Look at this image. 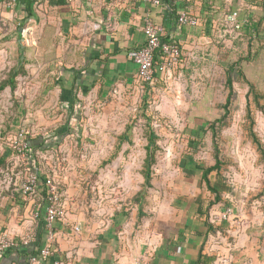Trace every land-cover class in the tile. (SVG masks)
Returning <instances> with one entry per match:
<instances>
[{"label":"rangeland","instance_id":"1","mask_svg":"<svg viewBox=\"0 0 264 264\" xmlns=\"http://www.w3.org/2000/svg\"><path fill=\"white\" fill-rule=\"evenodd\" d=\"M12 7L0 3V81L20 65L25 71L16 77L14 90L7 86L0 92V159L4 160L0 195L8 192L27 200L23 184L31 165L13 146L20 143V132L46 135L65 120L55 100L61 44L52 22L40 16L22 17L11 12ZM223 30L214 39L207 37L206 48L194 61L182 58L172 69L171 80L153 83V93L142 88L112 90L100 102L86 100L80 136L69 134L58 146L37 151L42 174L54 175L61 191L78 192L84 214L99 220L136 209L138 192L144 196L145 216L153 212V217H164L171 204L191 202L200 194L206 215L214 207H231L251 224V231L264 235V162L249 135L247 118L248 96L252 129L264 148V28L249 32L241 27L225 34ZM237 61L253 90L249 92L248 83L233 68L232 103L222 124L215 122L214 145L209 123L223 115L226 71ZM144 114L151 117L158 144L151 166L152 188L145 187L142 174L147 144ZM215 152L221 164L210 181L218 189V201L202 181L197 184L200 174L193 170L194 163L214 164Z\"/></svg>","mask_w":264,"mask_h":264},{"label":"crops","instance_id":"2","mask_svg":"<svg viewBox=\"0 0 264 264\" xmlns=\"http://www.w3.org/2000/svg\"><path fill=\"white\" fill-rule=\"evenodd\" d=\"M26 2L18 0L11 5V12L15 10L29 19L33 16L48 19L60 38L55 100L57 108L66 116L56 130L65 126L71 112L72 92L81 101L76 107L81 115L86 100L100 102L112 95V90L121 93L122 90L142 88L153 93V83L171 80V75L168 78L158 68L155 69V82L141 83L136 78L137 65L132 55L146 43L145 19L163 26L161 40L180 46L186 63L198 58L203 53L201 49L206 48L207 37L214 39L217 32L220 36L222 27L224 34L231 30L235 32L234 24H239V29L242 27L245 31H253V26L264 28V0H197L189 3L161 0L157 5L140 0ZM0 3L9 5L6 0H0ZM181 9L196 17L199 23L195 26L178 24ZM234 12L233 20L227 21ZM95 23H100L96 29L93 28ZM230 27L232 29L226 30ZM72 84L73 91L70 89ZM81 121L78 115L70 120L69 126L78 128ZM212 172L208 174L209 180ZM198 173L197 184L201 186V172ZM152 180L153 172L150 186H153ZM202 184L206 186L205 182ZM12 194L0 195V236L7 233L20 243L22 238L35 232L30 246L32 250H38L46 242L44 216L34 219L33 213L42 198L37 195L23 200ZM62 199L67 215L54 222L52 254L40 264H197L199 258L211 259L201 264H225L223 259L230 260L228 264H264V235L251 231V224L241 217L224 222L213 231L208 230L203 199L201 213L194 199L185 204H171L164 217H153V212L145 216L141 199L136 209L129 212L123 209L105 220L86 216L85 204L73 188L62 190ZM75 226H79V230H75ZM25 249L18 244L10 250L0 251V264L23 260Z\"/></svg>","mask_w":264,"mask_h":264},{"label":"built area","instance_id":"3","mask_svg":"<svg viewBox=\"0 0 264 264\" xmlns=\"http://www.w3.org/2000/svg\"><path fill=\"white\" fill-rule=\"evenodd\" d=\"M9 5L15 4L18 0H6ZM32 3L37 4L41 1L47 0H30ZM69 2L75 0H67ZM92 2H106L108 0H88ZM135 1V0H130ZM145 3L151 4H160L161 0H140ZM174 2H195L197 0H173ZM236 16V13L228 16L227 21L233 20ZM178 24L181 25H197L198 19L188 13L185 9H181L178 12L177 17ZM100 23H95L93 28H98ZM236 29L240 28L239 24H234L233 26ZM144 35L146 37V43L144 46L140 47L134 51L132 59L137 65V75L136 78L141 83H149L153 80L155 82L154 72L158 68L160 72H164L167 76L171 74L172 69L174 70L181 64L182 53L180 46L169 43L161 40V37L164 32V28L161 25L151 22L149 19H145V24L143 27ZM159 52V61L155 63V53ZM20 137V143L14 145V149L20 154L23 159H27V135L24 136L23 132L17 134ZM16 139L14 140V142ZM40 151V150H39ZM37 156V152H36ZM39 174L42 172L39 169V166L36 168H30L27 172L25 182L23 184V194L24 197L34 198L37 195L41 196V202L36 205L35 211L33 213V218L37 219L39 216L43 215L44 218V228L46 231V242L43 247L38 249L35 254L29 256L27 260L13 262L12 264H40V262L48 258L52 254L51 244L54 239V229L53 224L57 220H62L67 215V208L65 202L62 199V191L59 186V182L55 179L54 175H46L43 181V190L39 191ZM206 221L213 226H220L224 222H230L235 220L238 217L234 213L233 208L231 207H220L212 208L208 211L205 216ZM236 219V220H237ZM75 230H79V226H75ZM35 239V232L25 236L20 240V243H17L11 236L7 233L0 236V251H7L18 244L28 245ZM223 263H229L230 260L223 259ZM143 264V263H142Z\"/></svg>","mask_w":264,"mask_h":264},{"label":"trees","instance_id":"4","mask_svg":"<svg viewBox=\"0 0 264 264\" xmlns=\"http://www.w3.org/2000/svg\"><path fill=\"white\" fill-rule=\"evenodd\" d=\"M29 4L30 0H26ZM253 31H255L258 27L257 26H253ZM251 32V31H249ZM166 42V41H165ZM155 63H157L159 61V52L157 51L155 53ZM238 68V71H239V75L248 83L249 87H250V90L249 92L251 93L252 90H253V85L250 84L247 79L245 78L244 76V73L242 72V70L239 68V65H238V61L237 63L232 66L231 68H229L227 71H226V81H225V84H226V87L228 89V93H227V96H226V99H225V103L222 105V108H223V115L221 118L217 119V120H214L213 122L209 123V127L210 129L213 131V143L214 145L215 144V137H216V131L214 130L215 129V122H218L220 124H222V119L225 118L228 113H229V106L231 105L232 103V98H233V80H232V77H231V72L233 70V68ZM24 67L22 65H20L18 68H13L6 79L0 81V92L3 91L7 86L11 89V90H14L15 87H16V77L24 72ZM154 75H156V71L154 72ZM76 81L73 83L75 84ZM73 84L71 86L70 89H72L73 91ZM75 86L78 87V85L76 84ZM255 99H257V96L255 95L254 96ZM80 100L77 98L76 94L72 92V99H71V103H69V112L67 116V121L65 123V126L62 128V129H59V130H54L46 135H39V136H36V137H30V136H27V159H28V163L31 165V168H36L38 167L37 165V156H36V152L41 150V151H44L48 148H52V147H56L58 146L63 138L67 135V134H71V133H77V136L79 137L80 136V132L78 131V128L76 127L75 129L71 128L69 126V123H70V120L71 119H74V118H77V116L79 115L80 116V110L77 107L78 104H80ZM78 109V111L76 110ZM75 110V111H74ZM77 115V116H76ZM145 115V114H144ZM150 118L151 117H148V115L146 114L145 115V119H146V122H147V130H146V140H147V144L145 146V151H146V157H145V161H144V167H143V170H142V174H143V177H144V184H145V187H149L150 186V179H151V173H152V169H151V166L155 163V154H156V150L158 149V144L156 143V139H157V135L156 133L153 131V128L151 127L150 125ZM247 118L250 119L249 122H250V126H249V135L252 139V141L256 144L257 146V149L259 150L260 152V155H261V158L264 162V148H263V145L261 143V141L259 140V138L257 137L256 133L253 131L252 129V124H253V120L251 115H250V110H249V97L247 96ZM126 137V135H125ZM216 148V146H215ZM216 151H217V148H216ZM215 161H214V164L210 165V166H205V167H202V166H199L198 164H195L193 165V170H196L198 172H201V181L202 182H205L207 188H209V191L212 192V193H215L214 195V200L215 201H218L220 200V197H219V193H218V189H216L214 186L211 185L210 183V180L208 179V174L212 171H218L220 169V160L218 158V153L215 152ZM4 162V160L0 159V165ZM44 174H39V191L42 192L43 190V181H44ZM138 196L136 197L137 199V202H139L141 199H142V192H138L137 194ZM195 204L198 205V211L201 213V209H202V199L201 197H197L195 200H194ZM42 223L44 224V222L42 221ZM217 227V226H216ZM215 226L211 225L208 223V230L210 231H213L216 229ZM25 249V253H24V256H23V260L21 261H24V260H27L29 258L30 255L32 254H35L38 250H32V247L30 246V244L28 245H23ZM40 249V248H39ZM211 259L209 258H205L204 259H201L199 258V260H197V264H201V263H204V262H208L210 261Z\"/></svg>","mask_w":264,"mask_h":264}]
</instances>
